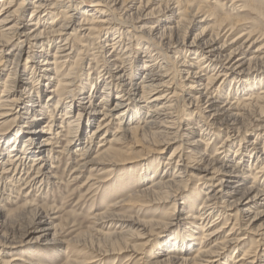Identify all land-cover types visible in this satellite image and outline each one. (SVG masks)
I'll use <instances>...</instances> for the list:
<instances>
[{
	"label": "bare ground",
	"instance_id": "obj_1",
	"mask_svg": "<svg viewBox=\"0 0 264 264\" xmlns=\"http://www.w3.org/2000/svg\"><path fill=\"white\" fill-rule=\"evenodd\" d=\"M202 2L230 14L249 8L264 17V0ZM262 7V12L256 10ZM187 10L190 18L184 17ZM243 25L219 17L214 9L206 11L197 0H0V77L9 62L14 65L0 83V216L7 213L0 224V246L44 242L52 231V243L64 244V230L53 224L58 219L51 216L55 208L27 201L13 219L17 211H7V206L33 193L47 194L46 189L60 182L54 162L67 156L75 163L71 182L88 173L84 186L90 185L89 191L110 183L122 164L131 171L126 182L131 177L141 181L131 209L144 213L171 206L160 209L157 217L137 220V234L93 229L89 241L71 242L91 256L67 248L62 264H103L124 251L132 252L134 260L143 252L129 241L170 227L190 233L178 229L181 240L170 243L167 258L154 264H225L228 257L232 264H264V33ZM183 27L187 32L182 36ZM196 27L197 34L186 39ZM102 79L100 102L94 103ZM229 83L231 94L225 92ZM89 84L94 88L87 95L84 87ZM45 91V103L37 104ZM83 114L91 119L85 127L92 130L82 143ZM10 117L22 129L12 143L7 130L2 132ZM218 133L227 137L216 146ZM63 137L70 138L65 147ZM237 140L239 148L229 159ZM179 142L162 162L158 156ZM154 157L159 159L150 166L147 162ZM193 181L208 191L198 215L190 214L189 226H181L182 219L174 223L172 218L176 198ZM191 201L194 207L196 199ZM223 215L230 218L219 226ZM232 218L230 232L222 236ZM242 248V256L234 257ZM7 253L0 248V264H21L18 257L6 259Z\"/></svg>",
	"mask_w": 264,
	"mask_h": 264
},
{
	"label": "rangeland",
	"instance_id": "obj_2",
	"mask_svg": "<svg viewBox=\"0 0 264 264\" xmlns=\"http://www.w3.org/2000/svg\"><path fill=\"white\" fill-rule=\"evenodd\" d=\"M28 1H30V0H28ZM197 4L203 5V8L206 11L209 9L210 10L214 9V11L217 12L219 17H224V18L231 17L233 20H235V19L241 20L244 24L242 26V28L252 27V29H255L261 33H264V17H262V18L258 17V13L253 12L252 11L253 9L250 10L249 8H246V10L243 11V13L230 14L229 10L222 9V7L217 6V5L216 6L212 5V4L210 5L209 3L205 4L202 2V0H197ZM183 6H186V5H183ZM183 6H181V7H183ZM263 7H262V9L256 8V10H261V12H262ZM190 14H191V10H187L184 12V17L190 18ZM28 17H29V14L24 15V20H27ZM77 18H80V15H78ZM166 25H168V24H166ZM184 28L185 27H183L181 29L182 36H183V33L185 35V32H187V30H186L187 28L186 29H184ZM197 32H198V30L196 27L193 31H191L189 33V36L186 37V39L188 38V40L191 41L192 38L194 37V35L197 34ZM85 42L88 43L89 41L86 40ZM96 42H97L96 40H92L90 42V44H96ZM96 48H97V44H96ZM144 48L142 47L140 52H142L144 50ZM16 52L18 53L17 50H15V53ZM76 54H77V52H76ZM89 54L90 53L87 52L85 55L87 56ZM169 55H172V53H169ZM179 55L180 54L178 53V55H175V56H179ZM14 57L15 56H12L11 59H13ZM83 57H85V56H83ZM9 63L10 64L8 65L6 75L4 74L0 77V83H1V79L6 78L7 74L10 71V68L12 66H14L11 64V62H9ZM88 63H89V60H87L86 63L84 64V66H85L84 72H87L86 68L88 66ZM22 77L25 78L26 76H22ZM105 82H106L105 79L104 80L102 79V81H100L99 87L97 89L98 95L96 96V98H93L94 103L100 102V94H101V90L105 86ZM93 88L91 89L90 84L86 85L84 87L86 94L87 95L91 94L93 92ZM229 88H230V83L226 87L225 92L231 94ZM1 90L2 89L0 88V91ZM0 94H1V92H0ZM47 95H48V93H47V91H45L44 95L41 97L40 100H38L37 104L41 105V104L45 103ZM229 99H232V101L234 100V98L231 96H229ZM72 115L76 117L77 116L76 111H74V113ZM182 117L187 118V116L184 114V112H183ZM13 118L10 117L8 119V121H6V123H5L6 125H5V127H3L4 129L2 130V132H4V130H7V132H8L7 137L10 140V142L14 138L15 132L17 130L19 131L21 129V127H20L21 123L20 122H14L13 123ZM47 120L48 119H44V121L40 122V124H41L40 128H41V126L44 125V123ZM90 120L91 119L87 118L84 114L82 115V121L81 122L85 123V125L82 126L80 128V131H79V136L82 138V143L85 141V138H86L85 135L89 131L92 130V128L85 127L87 125L86 123H88ZM95 125L96 124H94V126ZM37 126H39V125H37ZM56 129H57V127H56ZM21 135H23V134H20L19 135L20 137L18 136L20 139H22ZM226 137H227V134H224V133L219 134V138L217 140L218 144L216 146L220 145ZM62 139L64 141L61 144V146L65 147L67 144V140L70 138L63 137ZM38 142H39V140H38ZM11 143H10V145H11ZM179 144H181V143L179 142V143H174V144L170 145L168 148H166L164 150V152L162 154H160L158 156L160 159H162V162L166 161V159L169 157L170 153L177 146H179ZM22 146H23V143L20 142V146H19L20 150L22 149ZM131 148L133 149V153H136L137 148H135V147H131ZM238 148H239V142L237 140L233 143V148H231V150H229V156H228L229 159L233 158L234 152ZM138 149H140V148L138 147ZM124 151H127V149H125ZM1 154L4 158L8 156L7 151L2 152ZM58 157H59V162H56V161L54 162V166L57 167V169H54V173L60 179V182H58L54 187L50 186L48 189H46V191H48L47 194L33 193L31 196H29L30 198L28 197L27 199H25L23 197L20 198V200L14 199V202L17 203L16 204L17 206L13 205V207H10L8 205L7 211H10L11 209H12L11 211H14V210L17 211L18 209H21V206L24 205L27 201H29V202L31 201L35 207H41L42 209L55 208V211L53 214H51V216H52V218H54V217L58 218L55 221H53L54 222L53 224L54 225L60 224V226L64 230L63 231L64 236H62V238H61V240L64 241V244L62 243L59 245V244L52 243V240H53L52 239L53 231H52L51 235H49L48 238H46L47 240L44 242H34V243H30V244H26V243L16 244V245H12L11 247H5V246L1 245L0 246L1 250H4V251L6 250L8 252L5 255L6 259L18 257L19 258L18 262H20L21 264H62L66 260L65 252H66L67 248H69L68 249L69 252L75 251V254H77L79 256H84L87 253L89 256H91L90 252L85 253V251H82L80 248L75 246L74 243H71V242H73L74 240H78V239H80L82 241L83 240L89 241L91 239L90 235H91V233H92L91 231L93 229H100L107 234H111L114 231L122 232V233L123 232L126 233L128 231L129 232L131 231V232L137 234L139 232V228L135 224V222L137 220H149L152 217H157L160 209L167 210L171 206V204H166L165 207H161L159 209L156 207H154V208L151 207L149 209H146L144 211V213H139L137 209L136 210L131 209V206H129L130 200L132 199L131 197H133L134 194L136 193L138 186L140 185L139 182H141V181L137 177L136 178L131 177L126 182L127 177H125V176L128 174V172H131V171H129L130 167L127 165L124 166L121 164L118 167V171L116 172V173H118V174H116L117 177H115L116 175L114 177H112L110 183L102 184L99 187V189H97L95 191H92V190L89 191L88 189H89L90 185L84 186V184L87 181V177L89 176V174L86 173V174H84V176L79 178L77 181L71 182L72 181L71 171L74 169L75 163H72L71 161H69L67 156H65V157L64 156H58ZM159 158L154 157L147 163L150 164V166H153L154 162H157V159H159ZM151 162H152V165H151ZM150 168L153 170L152 167H150ZM152 172L153 171H151V173ZM130 175L131 174H129V176ZM253 176H254V173L252 172V177ZM124 181L126 182L125 187H123ZM251 182H253L252 179L246 185L249 186L251 184ZM197 184H198V181L191 182L189 187H188V190L186 192H184L181 197L176 198V199H178L179 205H177V209H176V211H174V214L172 216V218L174 219V223L177 222L178 219L180 218V219H182L181 226H185V225L189 226L188 222L192 221L193 219L188 218V216L190 214L195 215V216L198 215L197 213H198V209L201 207V201L203 199H205V196L203 194L208 191V187L203 185L202 182H201V185L197 186ZM127 186H129V188H127ZM197 187H198V189H195ZM195 191H197V192H195ZM27 192L28 191H26L25 193H27ZM15 195L17 196V194H15ZM188 195L191 197L190 201H188V199L185 198ZM192 197L196 199L194 207L190 203V202H192L191 201ZM120 201H123V203L118 204V202H120ZM183 203L185 206H187V205L188 206L185 207L184 205H182ZM131 204H132V202H131ZM183 206H184V208L182 209ZM182 210L184 212H182ZM19 213H20L19 211L15 212L13 219H16L17 216H19ZM228 213L230 214L231 212H228ZM5 214L7 215V213H4V216H2V217L0 216V224H2L5 221V219H6ZM217 214H218V212L212 216L210 221H213L215 218H217L218 217ZM232 215H234V212H232ZM97 218H100L101 220H97ZM229 218L230 217L223 215L218 222V223H220L219 226H224V224L227 223L226 219H229ZM12 221L13 220L10 217L9 222H12ZM101 221H103L105 223H110L111 227H110V224H105L102 226H94V222L99 223ZM14 222H15V220H14ZM234 222H235V218L230 219L229 225H227L226 229H224L222 232V236H225L226 234H228L230 232L232 224ZM180 228H182V227H180ZM180 228L179 227H170L169 230H165V231H161V232L156 231L154 233V235H152V236L146 235V236H144V239H135V240L133 239V241L131 240L128 243L131 244L130 245L131 247L133 246V247L139 249L140 252H143L142 255H140L138 258L132 260L130 258H131V255L133 253L124 251L123 253H119V254H115V255H111V256L107 257L104 260L103 264H113L115 260L116 261L114 264H137V260L139 258H143L142 261H139V262H141V264H154L157 259L163 260V259L167 258V256L169 255V251L167 250V246L170 243H177L179 240H181L179 238V232L181 231ZM178 229H179V232H178ZM183 230H185V232L187 234L190 233L188 231V229H183ZM182 234H184V233H182ZM146 241L148 242L147 245L143 246V243H145ZM69 243L71 244V246L69 245ZM249 244H250V242H248L243 248L246 249ZM51 247H53V248H51ZM49 248H51V249H49ZM243 248L241 249L242 253H239L240 251H236V253L234 254L235 255L234 257L242 256V254L245 250ZM233 253H234V250L231 251V253L229 255L231 256ZM88 255H86V256H88ZM195 255H196V250L192 251V253L190 254V257L193 258V257H195ZM227 259H228V261H226L225 264H232L231 262H229V259H231V258L228 257V258H226V260Z\"/></svg>",
	"mask_w": 264,
	"mask_h": 264
}]
</instances>
